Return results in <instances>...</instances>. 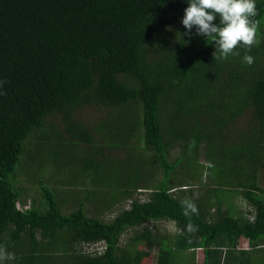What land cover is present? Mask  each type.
Masks as SVG:
<instances>
[{"label": "trees", "instance_id": "16d2710c", "mask_svg": "<svg viewBox=\"0 0 264 264\" xmlns=\"http://www.w3.org/2000/svg\"><path fill=\"white\" fill-rule=\"evenodd\" d=\"M256 3L248 65L243 48L214 59L211 39L195 27L185 35L187 0H0V244L16 255L10 264H264ZM84 108L101 116L87 123ZM162 221L174 231L147 227Z\"/></svg>", "mask_w": 264, "mask_h": 264}, {"label": "clouds", "instance_id": "9594fccd", "mask_svg": "<svg viewBox=\"0 0 264 264\" xmlns=\"http://www.w3.org/2000/svg\"><path fill=\"white\" fill-rule=\"evenodd\" d=\"M187 3L182 19L187 30L185 35L191 36L195 27L196 35L211 39L215 44L214 59L238 56L237 49L243 48V62L248 65L254 63V57L248 53L260 43L257 38L259 21L255 19L259 14L256 0H187ZM188 207L195 211L193 205ZM15 260V253L8 251L5 244H0V264H10Z\"/></svg>", "mask_w": 264, "mask_h": 264}, {"label": "rangeland", "instance_id": "374dc122", "mask_svg": "<svg viewBox=\"0 0 264 264\" xmlns=\"http://www.w3.org/2000/svg\"><path fill=\"white\" fill-rule=\"evenodd\" d=\"M100 114H101V111L99 113V112H97V110L94 111L91 108H84V109L81 110V112L78 115H79V118L83 119L85 122L91 123L96 118V116H98V115L101 116ZM198 162L199 163H204V159H203L202 154H200L198 156ZM61 177H65V176H61ZM179 177H181V176L178 175L177 178H179ZM156 178L157 177L154 176L151 179L155 180ZM185 180L188 182V184H191V185H194V186H196V184H197V182L192 181L190 179H185ZM136 192H138V190H136ZM142 192L143 191H141V193H137V195L135 197L143 198L144 193H142ZM29 195H31V196L34 195V192L32 191ZM232 201L237 203L238 206L241 207V208L244 206L243 201L240 200L239 198H233ZM28 202H29V200L26 201V204H28ZM126 204H127L126 201L120 202V204H118V208L117 209H119V207H123V206L125 207ZM111 216L112 215L110 213L104 214L103 219L104 220H109L111 218ZM147 227H149V228H151L153 230H156L158 232L165 231L167 233H172L174 231L173 223L168 222V221L167 222L162 221V222H156V223H149V224H147ZM195 256H196L197 262H199L200 261V257H201L200 251H196L195 252ZM145 264H152L151 258L147 259Z\"/></svg>", "mask_w": 264, "mask_h": 264}, {"label": "crops", "instance_id": "0c3cea01", "mask_svg": "<svg viewBox=\"0 0 264 264\" xmlns=\"http://www.w3.org/2000/svg\"><path fill=\"white\" fill-rule=\"evenodd\" d=\"M245 245H246V243L244 242V243H242V247H244L245 248Z\"/></svg>", "mask_w": 264, "mask_h": 264}]
</instances>
